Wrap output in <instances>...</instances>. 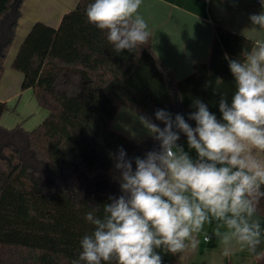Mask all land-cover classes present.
<instances>
[{
	"label": "trees",
	"instance_id": "trees-1",
	"mask_svg": "<svg viewBox=\"0 0 264 264\" xmlns=\"http://www.w3.org/2000/svg\"><path fill=\"white\" fill-rule=\"evenodd\" d=\"M22 2L0 0V80ZM92 2L78 0L56 26L35 21L11 61V69L22 75L20 91L31 89L47 115L31 130L0 125V264H71L81 238L92 231L85 214L120 194L109 153L122 146L134 157L158 148L150 137L135 141L115 130L119 109L153 120L156 109H165L187 119L195 110L193 100L200 98L219 119L221 94L230 102L235 91L226 56L242 59V50L255 45L215 24L207 60L176 78L153 49L152 37L136 52H114L106 32L87 20ZM6 109L0 100V118ZM44 167L51 175L80 174L78 179L90 185L88 194H77L68 182L45 181ZM263 207L261 198L257 210ZM182 253L164 255V264H182Z\"/></svg>",
	"mask_w": 264,
	"mask_h": 264
},
{
	"label": "clouds",
	"instance_id": "clouds-1",
	"mask_svg": "<svg viewBox=\"0 0 264 264\" xmlns=\"http://www.w3.org/2000/svg\"><path fill=\"white\" fill-rule=\"evenodd\" d=\"M260 2L262 10L250 14L249 21L264 30V0ZM141 4L93 0L85 14L90 24L106 32L114 52H136L151 37L138 11ZM240 57L226 56L235 91L230 102L221 94L219 119L200 98L193 100L195 110L187 119L165 109H156L154 120L136 114L158 148L134 157L122 146L109 153L120 194L109 195L85 214L92 231L81 238L71 264H164V255L198 250L200 240L194 234L211 223L210 217L230 230L223 244L235 237L250 254L264 259V249L257 251L260 223L250 222L264 198V41L242 50ZM182 135L188 150L179 143Z\"/></svg>",
	"mask_w": 264,
	"mask_h": 264
},
{
	"label": "crops",
	"instance_id": "crops-1",
	"mask_svg": "<svg viewBox=\"0 0 264 264\" xmlns=\"http://www.w3.org/2000/svg\"><path fill=\"white\" fill-rule=\"evenodd\" d=\"M78 0H23L21 5V17L16 26V35L11 46H15V52H8L5 62H9L8 68L13 60L18 46L31 25L35 21H42L48 25L56 26L63 13L75 7ZM262 10L261 3L257 0H142L139 14L146 20L152 37V46L165 67L173 73L176 78L188 75L196 62L206 61L209 54V46L214 30V25L219 24L237 33H240L254 42L264 41V30L252 27L249 15L259 13ZM16 38L19 40L15 43ZM13 70V69H12ZM15 71V70H14ZM8 70L4 63V72ZM17 72V71H16ZM22 77V75H21ZM3 79V76L0 80ZM18 91V90H16ZM3 94L0 92V100L6 101L7 109L9 102L14 101L16 96L22 92H32L31 89ZM33 95V94H32ZM39 114L37 126L47 115V111L38 106ZM16 109L18 101L15 103ZM22 119V120H21ZM26 118L15 115L14 124L0 121L4 128L11 129L21 124L25 130H31L24 125ZM8 125H7V124ZM112 126L115 130L125 134L135 141H141L149 136L136 119V113L122 106L115 116ZM187 149L186 138L179 142ZM191 155L195 157L194 150ZM211 223L205 222L203 229L194 234L200 240L196 252L190 248L185 249L181 255L182 264H264V259H257L250 254L245 246L233 237L227 245L222 243V237L230 232L223 221H217L210 217ZM258 220L261 228V241L257 251L264 249V207L251 218ZM220 235H216V232ZM206 237L211 242L205 241ZM227 249L229 256L221 253Z\"/></svg>",
	"mask_w": 264,
	"mask_h": 264
},
{
	"label": "rangeland",
	"instance_id": "rangeland-1",
	"mask_svg": "<svg viewBox=\"0 0 264 264\" xmlns=\"http://www.w3.org/2000/svg\"><path fill=\"white\" fill-rule=\"evenodd\" d=\"M4 36L6 39L7 35H4ZM18 40H19V38H16L15 43ZM16 44H15V46H11L12 51H11V53L9 51V53H10L9 57H11V54L13 52H15L14 49L16 48ZM7 58H8V56H7ZM8 66H9V62L6 61L5 67L8 70V72L3 75V79H2L1 84H0V92L3 94L12 93L16 90H18L16 92H19L20 84L22 81L21 74L19 72H16V71L8 68ZM34 99L35 98L32 95V92H28V93L22 92L21 95L18 94L14 101L12 100L9 102V107L2 114L0 121H2L4 123L8 121L9 122L8 124H10V125L14 124L13 120L15 119V115L19 114V118H21V116H22V118H26V120L24 121L23 124L26 125L28 128H33L37 124V122L39 121V114H38V111L36 109V104L34 103ZM17 101H18V106L15 109L14 106H16L15 103ZM46 173L49 174V176H47ZM73 174L74 173H71V174L66 175V176L51 175L49 173V171L45 168V171H43V179L45 181H48V180H52L51 178H54V180H56L58 182H50L49 181V183H53L54 185H61L59 183L61 181L68 182L70 184V188H75L77 190L76 191L77 194L83 195V194L89 192L87 190L90 189V185H85L82 183V181L80 179H78L79 176H81L80 174L77 175L76 177Z\"/></svg>",
	"mask_w": 264,
	"mask_h": 264
},
{
	"label": "built area",
	"instance_id": "built-area-1",
	"mask_svg": "<svg viewBox=\"0 0 264 264\" xmlns=\"http://www.w3.org/2000/svg\"><path fill=\"white\" fill-rule=\"evenodd\" d=\"M257 2L261 3L260 0H257Z\"/></svg>",
	"mask_w": 264,
	"mask_h": 264
}]
</instances>
